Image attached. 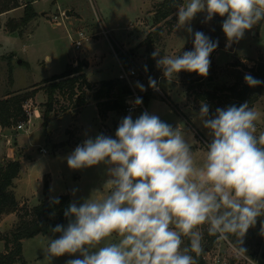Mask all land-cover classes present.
Masks as SVG:
<instances>
[{
	"label": "clouds",
	"instance_id": "1",
	"mask_svg": "<svg viewBox=\"0 0 264 264\" xmlns=\"http://www.w3.org/2000/svg\"><path fill=\"white\" fill-rule=\"evenodd\" d=\"M201 13L203 23L224 18L228 47L264 20V0H183L177 24L193 37V48L177 56H162L156 48L151 56L159 57L156 64L166 78L181 71L209 74L218 41L193 31L191 22ZM244 81L252 88L264 84L247 73ZM136 86L147 90L139 82ZM149 87L158 90L151 77ZM142 102L136 97L133 103ZM209 108L202 102L198 113L211 137L199 163L188 133L147 111L135 119L130 111L120 120L115 138L98 133L77 145L66 157L68 167L103 164L108 179L82 202L68 205L66 226L51 228L59 236L49 238V264L65 255L76 257L65 264H197L204 226L208 235L246 253L244 237L264 217V131L257 134L256 125L261 114L247 102L214 113ZM259 234L264 236V220Z\"/></svg>",
	"mask_w": 264,
	"mask_h": 264
},
{
	"label": "rangeland",
	"instance_id": "2",
	"mask_svg": "<svg viewBox=\"0 0 264 264\" xmlns=\"http://www.w3.org/2000/svg\"><path fill=\"white\" fill-rule=\"evenodd\" d=\"M162 1L164 0H0V10H4L6 5L7 8H21L15 12H12V8L3 17L0 15V99L38 88L45 80L63 73L67 66H76L81 61L87 64L86 72H93L95 81L91 79V75L87 77L94 84L98 83L96 81L118 78L119 74L125 72L129 81L120 76L119 79L127 83L133 92L127 97L126 105L128 102L133 103L142 94L149 96L147 103L142 102L143 106L139 105L132 110L125 108L120 112L112 111L106 119H102L92 100L80 110L78 118L73 113H63V106L71 107L72 102L59 95L55 107L58 113L44 126L40 110L44 109L46 95L43 90L36 89V94L27 100L31 102L33 113L25 128L17 129V125L8 128L0 126V164L5 160H18L21 157V171L13 186L19 207L16 212L3 214L0 218V255L7 252L6 240H11L13 232L22 218H25V212L47 197L55 199L68 194L71 202L80 203L94 189L102 188L108 179L105 165L81 170H72L67 165L66 157L88 136L94 138L98 133H103L115 138L120 120L130 111L133 119L147 111L158 115L174 128L178 126L182 132L188 133L186 139L191 146L197 134L199 138L200 135L203 137L206 143L204 146L207 147L211 137L198 116L202 102L189 90H217L219 95L224 96L226 91L219 89L235 84L240 76L249 74L247 68L264 61V20L247 31L238 43H231L226 47L229 41L225 34H215L216 17L203 23L204 14L201 13L191 22L193 31L203 32L213 41H218L219 46L211 57V62L212 59L215 61L209 74L199 81L197 79L200 75L194 73L189 76L185 71L166 78L163 70L156 64L159 57L154 59V67L149 71L148 54L141 42L154 24L156 5ZM27 2L32 3L37 12L36 17L21 30L9 31L7 22L11 19L18 20L23 15ZM66 8L72 9L71 16H67L66 12L65 16L62 15V10ZM177 10L168 17L166 23L162 22L163 34L156 47L162 56H177L193 48V37L177 24ZM55 16L57 25H53ZM79 31H83L85 37L82 39V46L76 49L74 41L79 38ZM122 53L131 61V66L122 65L121 61H125ZM238 62L243 65L235 67L234 64ZM149 77L157 81L158 90L149 87ZM137 82L147 90L141 92L136 86ZM253 95V103L245 102L261 114L256 122L259 134L264 131V91L254 92ZM206 103L210 106L211 113L221 108L220 102L215 99H208ZM41 148H45L47 153L41 152ZM192 152L197 163L203 160L204 157H198L194 150ZM45 183L49 187L46 194ZM53 227L55 225L47 222L39 234L23 239L22 257L15 264H49L45 258L49 238L59 236L58 233H52ZM206 229L207 226L202 229L205 264H264V236L244 237L242 246L246 253L242 254L227 241L218 239L213 248L207 249ZM112 241H115V237ZM185 244H188L186 238ZM74 258L76 257L65 255L54 258L51 264H65V261Z\"/></svg>",
	"mask_w": 264,
	"mask_h": 264
},
{
	"label": "trees",
	"instance_id": "3",
	"mask_svg": "<svg viewBox=\"0 0 264 264\" xmlns=\"http://www.w3.org/2000/svg\"><path fill=\"white\" fill-rule=\"evenodd\" d=\"M182 0H164L157 4L154 15V24L151 30L146 35L145 39L141 42V45L145 46V50L148 54L149 68L151 71L154 67V59L151 54L155 51L161 35L163 34L162 22L167 21L179 7ZM24 13L18 19H11L7 22V28L9 31L21 30L23 26H26L37 15V12L33 8L32 3L27 2L24 6ZM11 8H4L0 10V15ZM224 18L216 16L215 20V34H221L222 22ZM166 23V22H165ZM219 46L216 48V50ZM215 50V51H216ZM213 51L210 55H214ZM123 54V53H122ZM180 55V54H179ZM122 65L131 66V61L125 57ZM121 60V59H120ZM213 62L210 64V68ZM254 63V62H253ZM125 64V65H124ZM235 67L242 66V62L234 64ZM87 66L85 61L77 63L76 66H67L65 71L59 75H54L51 78L45 80L38 88L25 92H17L13 95H7L5 98L0 99V126L8 128L18 125L21 121H27L28 117L23 110V103L31 99L37 92L36 89L43 90L46 95L44 102V109H41V118L43 125L47 126L49 121L53 119L58 111H56V104L58 102V96H63L67 101L72 102L71 107L63 106V113H73L77 115L80 110L87 105L90 100L94 101L97 106L98 114L102 119H106L112 111H124L126 108L127 97L132 95V90L127 83H124L119 78L102 80L96 84L90 82L87 77L85 67ZM253 77L264 81V61L254 63L252 67L246 69ZM186 72V71H185ZM189 76L194 73L186 72ZM203 77L199 76L198 81ZM238 78V76H237ZM189 89V88H188ZM220 91H226L224 96L219 95L218 91H204L195 92L193 88L189 90L194 93L195 98L201 102H206L208 99H215L221 106L226 108L230 105L240 106L245 101L253 103L255 101L254 92L264 91V84L257 87H249L245 81L244 76H240L236 83L231 86H223ZM216 92V93H215ZM142 101L147 103L149 96L142 94ZM211 113V111H210ZM21 171V163L19 160H5L0 164V218L3 214L16 212L18 210V202L13 190L14 180L18 177ZM48 184L44 185L45 194L48 192ZM56 199H59V203H56ZM71 203L70 196L68 194L61 195L55 199H49L48 197L35 205L31 210L26 211L22 218L20 225L13 232L11 240H6V253L0 255V264H15L22 257V240L32 238L39 234L42 230V226L51 222L53 225H66L68 223L64 216V211ZM264 220V217L258 219L255 227L250 228L245 237L255 238L263 237L260 233V221ZM230 240L235 243L236 237L231 236ZM217 238L215 236L208 235V242L206 244L207 249H211L215 246ZM260 244V242H259ZM204 250V249H203ZM195 255V254H193ZM254 259V257L252 256ZM197 264H205L203 254L197 258Z\"/></svg>",
	"mask_w": 264,
	"mask_h": 264
},
{
	"label": "built area",
	"instance_id": "4",
	"mask_svg": "<svg viewBox=\"0 0 264 264\" xmlns=\"http://www.w3.org/2000/svg\"><path fill=\"white\" fill-rule=\"evenodd\" d=\"M62 15L65 16V13L63 11H62ZM56 19H57V16L54 17V23H53L54 25H57L58 24V21ZM78 34H79V38L74 41V44H75V48L76 49H79L82 46V39L85 37L83 31H79ZM120 77L121 78H126L129 81V78H128V76H127V74L125 72H124V74H121ZM141 106H143V105H141ZM137 107L138 106H135L133 103L128 102V104L126 106V110H132V109H135ZM23 110H24L25 114L27 115V117L29 119L30 115H32V113H33V110L31 108V102H29V101L26 100L23 103ZM36 112L38 113V111H36ZM28 123H29V120H27V121H21L17 125V129H22L23 130L25 128L26 124H28ZM1 136H2V134L0 133V138H1ZM8 142H10L9 139H8ZM40 151L43 152V153H47V150L45 148H41Z\"/></svg>",
	"mask_w": 264,
	"mask_h": 264
},
{
	"label": "crops",
	"instance_id": "5",
	"mask_svg": "<svg viewBox=\"0 0 264 264\" xmlns=\"http://www.w3.org/2000/svg\"><path fill=\"white\" fill-rule=\"evenodd\" d=\"M21 8H19V7H17V8H13L12 9V12H15V11H18V10H20ZM59 9V8H58ZM65 10V11H64ZM71 10L72 9H69V8H66V9H63L62 11L65 13L66 12V15L67 16H71L73 13L71 12ZM67 12H68V14H67ZM2 15V17L5 15V12L4 13H2L1 14ZM54 25V24H53ZM150 31V30H149ZM148 31V32H149ZM156 50V49H155ZM215 56H216V54H215ZM214 58V57H213ZM215 60H213L212 59V62H214ZM87 75L88 76H90L91 75V79H93V72L92 71H90V70H88V72H87ZM119 76H120V74H119ZM119 76H118V78H119ZM116 78V77H115ZM90 79V80H91ZM94 80V79H93ZM95 81V80H94ZM100 81H102V80H100ZM100 81H96V82H100ZM89 104V103H88ZM86 106V105H85ZM84 106V107H85ZM79 114V113H78ZM78 114L75 116L76 118H78ZM204 140H203V137L200 135V138L197 136V134H195V136H194V138H193V145L191 146V149L192 150H194V153L198 156V157H200V158H203L204 157V154H205V152H206V149H207V147H205L204 146ZM206 144V143H205ZM19 161H20V163H21V157H18L17 158ZM2 161H3V159H2Z\"/></svg>",
	"mask_w": 264,
	"mask_h": 264
},
{
	"label": "water",
	"instance_id": "6",
	"mask_svg": "<svg viewBox=\"0 0 264 264\" xmlns=\"http://www.w3.org/2000/svg\"><path fill=\"white\" fill-rule=\"evenodd\" d=\"M67 14H68V12H67Z\"/></svg>",
	"mask_w": 264,
	"mask_h": 264
}]
</instances>
